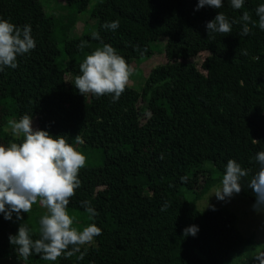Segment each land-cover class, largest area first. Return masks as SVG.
I'll return each mask as SVG.
<instances>
[{"label": "trees", "instance_id": "16d2710c", "mask_svg": "<svg viewBox=\"0 0 264 264\" xmlns=\"http://www.w3.org/2000/svg\"><path fill=\"white\" fill-rule=\"evenodd\" d=\"M56 1L0 0V18L31 25L36 41L34 50L17 57L18 67L0 71V144L22 142L8 122L27 114L34 130L64 136L83 153L86 168L123 180L81 183L67 206L73 226L82 230L95 223L102 234L73 256L49 263L259 264V250L249 258L253 235L238 230L232 211L196 210L194 202L222 181L232 159L249 173L239 194L255 203L248 184L260 167L255 155L264 151V30L255 9L264 0H245L239 10L223 0L220 9L195 11L197 0H96L89 8V0ZM52 4H64L69 13L54 16ZM218 12L230 21L248 12L251 32L241 35L240 21L227 35H208L206 23ZM78 13L87 15L84 25L90 28L76 34ZM107 18L118 20L119 28L100 31L99 22ZM103 44L129 65L148 59L160 45L165 61L140 75L137 88L126 86L115 102L111 95H82L74 85L79 66ZM200 51L206 52L204 73L194 65ZM81 201L97 211L94 219ZM44 214L42 205L20 214L33 240ZM20 224L0 213V258H22L8 239ZM192 225L197 234L183 235ZM41 259L33 253L23 260Z\"/></svg>", "mask_w": 264, "mask_h": 264}, {"label": "clouds", "instance_id": "9594fccd", "mask_svg": "<svg viewBox=\"0 0 264 264\" xmlns=\"http://www.w3.org/2000/svg\"><path fill=\"white\" fill-rule=\"evenodd\" d=\"M245 0H230L233 9L243 7ZM220 9L223 0H197L196 9L203 7ZM258 27L264 30V3L255 9ZM243 21L241 35H248L251 28V16L244 12L238 20H229L222 12L206 23L208 35L231 33L233 24ZM255 26V25H254ZM108 30L119 28V21L114 20L103 25ZM31 25L17 26L7 19L0 18V71L5 67H18L17 57L28 54L36 47L31 34ZM93 39H100L99 32L92 33ZM86 47V42L79 45ZM246 54V53H245ZM80 74L74 79L75 88L80 94H92L96 97L111 95L117 101L125 91L133 69L125 58L117 53L110 44H103L87 54L79 66ZM9 128L13 136H23L22 142H13L8 146L0 144V213L5 220H11L16 214L22 220L21 212L28 213L32 206L39 203L46 209V214L39 219V238L33 240L32 229L26 224L18 226L16 235H9L10 245L24 260L33 253L45 261H56L62 255L71 257L80 251V247L91 244L102 229L95 223H89L82 230L73 226L74 219L69 215L67 206L76 189L81 186L79 172L85 167L87 158L64 136L53 137L48 131L33 129L30 115H23L19 120H10ZM8 131L9 129H5ZM78 142H82L79 141ZM259 170L252 176L248 187L255 195L253 209L264 212V151L255 155ZM235 160L227 161L221 181V187L214 190L217 200L224 201L242 191L241 178L248 176ZM212 194V195H213ZM81 206L90 219L98 213L89 201H81ZM215 210L213 205L207 206ZM165 205L161 210H166ZM199 231L196 225L183 230V235L195 236ZM81 259L83 255L81 254ZM259 264H264V253L257 256Z\"/></svg>", "mask_w": 264, "mask_h": 264}, {"label": "rangeland", "instance_id": "374dc122", "mask_svg": "<svg viewBox=\"0 0 264 264\" xmlns=\"http://www.w3.org/2000/svg\"><path fill=\"white\" fill-rule=\"evenodd\" d=\"M49 0H44V3H47ZM60 1L57 0L56 3ZM96 0H89L87 8L91 7ZM52 13L56 17H64L69 13V10L64 4H52ZM87 19V15L85 13L75 14V18L73 20L74 23V33H78L80 29L83 27L89 29V25H84V21ZM113 21L110 18L103 19L99 22V30L100 31H111L103 27L104 24ZM160 43V42H158ZM158 46V45H157ZM163 50L160 45L156 49L155 53L151 55L148 59L140 62V63H131L130 67L133 69V74L129 79L127 86L137 88L138 81H140V75L145 76L147 72L154 66L158 64H162L165 59L163 56ZM206 52L200 51L196 55L195 66L201 72L204 73V70L200 67V62L205 57ZM134 64L137 65L138 69H134ZM69 74L65 76L66 79L71 78ZM132 85V86H131ZM79 179L81 183H90L92 185L100 186L109 183H117L123 180L120 176H108L104 174L102 171H93L86 167L82 168L79 172ZM129 181H132L131 178H128ZM221 187V181H217L213 184L202 196H200L197 200H195V209L196 210H204L209 205L224 207L228 210L232 211L236 215V227L238 230L244 234H252L253 241L248 246L250 256L252 258L253 255H257L260 251L264 253V212H257L253 209V203L247 198L243 197L240 194H234L231 198H226L224 201L217 200L216 196L213 194L214 190ZM213 194V195H212ZM34 205H41L39 201ZM12 219L14 224H20L22 221L17 220L16 214H12ZM259 244V245H258ZM247 248V249H248ZM254 250V251H253ZM0 264H50L49 261H45L43 259L39 260L35 263H27L22 258H10L4 257L0 258ZM243 264V263H241Z\"/></svg>", "mask_w": 264, "mask_h": 264}]
</instances>
